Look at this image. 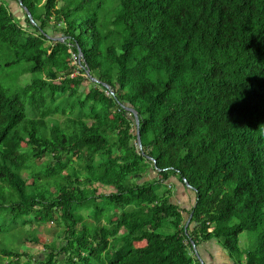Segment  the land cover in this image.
I'll return each mask as SVG.
<instances>
[{
	"label": "trees",
	"instance_id": "16d2710c",
	"mask_svg": "<svg viewBox=\"0 0 264 264\" xmlns=\"http://www.w3.org/2000/svg\"><path fill=\"white\" fill-rule=\"evenodd\" d=\"M0 50V264H264V0H0Z\"/></svg>",
	"mask_w": 264,
	"mask_h": 264
},
{
	"label": "rangeland",
	"instance_id": "374dc122",
	"mask_svg": "<svg viewBox=\"0 0 264 264\" xmlns=\"http://www.w3.org/2000/svg\"><path fill=\"white\" fill-rule=\"evenodd\" d=\"M10 4L12 5V7H18L17 3L14 1H12ZM10 60H12L11 56L6 51L0 50V83L4 87L11 86L12 84L15 83L16 74L19 73L23 65V64H16L12 66L6 65V63ZM27 80H28V75L20 73L16 82L17 84L18 83L23 84V83H26ZM155 175H156L155 172L150 171L146 175V178H153L155 177ZM23 177L26 178L28 177V175L23 173ZM161 186L162 188H164L166 184L165 185L163 184ZM173 188L174 189L172 191L174 192H172V195L175 193L176 194L172 196V199L174 202L179 204L182 201V191L186 189H184L183 185L180 184L178 181H174ZM24 228L35 229L34 234L36 236H40L45 242H50L51 240L56 239L57 230H59V227L56 225L55 222L47 224V225L41 224L39 227H36V224L34 223L30 224V226L29 224H26ZM172 230H173V227L169 225L168 223H166L159 229V232L166 233ZM255 240H256V231H246L245 230L239 234V238H238L239 257H241L242 259L244 258L245 252L254 246ZM18 249L21 251H26L31 255H36L40 253V251L42 250V246L40 242L35 243V242H31L27 240V241H24L22 244L18 245ZM216 254H217V258H216L217 264H219L223 260L222 254L220 255L219 253H216Z\"/></svg>",
	"mask_w": 264,
	"mask_h": 264
},
{
	"label": "crops",
	"instance_id": "0c3cea01",
	"mask_svg": "<svg viewBox=\"0 0 264 264\" xmlns=\"http://www.w3.org/2000/svg\"><path fill=\"white\" fill-rule=\"evenodd\" d=\"M176 181L172 178V182ZM185 188V187H183ZM174 192V191H172ZM176 194V193H175ZM173 194V195H175ZM192 193L188 191V189L182 191V201L179 205L182 208H189L192 203ZM178 204V203H177ZM200 254L205 263L208 264H217V254H222L223 260L219 264H233L232 261L229 259L228 255L221 249V247L213 242H207V244L203 245L202 248L200 247Z\"/></svg>",
	"mask_w": 264,
	"mask_h": 264
},
{
	"label": "water",
	"instance_id": "95a60500",
	"mask_svg": "<svg viewBox=\"0 0 264 264\" xmlns=\"http://www.w3.org/2000/svg\"><path fill=\"white\" fill-rule=\"evenodd\" d=\"M18 4L20 5L21 2L19 1ZM23 10L26 12V14H27V16L30 18V20L33 21V20L31 19V15H30L28 9H27L25 6H24V7H21V6H18V7H12V13L15 14V15H18V16L21 17L22 19H23V14H22V11H23ZM47 37H48V38H54V39H55V38H59V39H61L60 37H53V36H50V35H47ZM80 55H81V52H79V56H80ZM86 71H87V70H86ZM90 79L93 80V81L98 82V80H97L95 77L90 76ZM102 84H103L106 88H109L108 84H106V83H102ZM123 108H124L125 110L129 111V112H132V114H133V117H134V126H135V139H136V144H137L138 148L141 149V141H140V135H139V130H138L139 119H138L137 113H136V111H135L131 106H129V105H127V104L123 105ZM147 157H149V156H147ZM151 159H152V158H151ZM152 161H154V159H152ZM182 181H183V183H184V186H186V187H188V188H190V189H193V187H192L191 185H189V183L185 180V178H182ZM193 191H194V189H193ZM190 215H191V213H189V217H190ZM191 243H192V245H193V247H194V251H195V254H196L197 258L200 259V261L202 262V259H201L200 255H199V253L197 252V250H196V248H195L193 242H191ZM206 264H208V263H206Z\"/></svg>",
	"mask_w": 264,
	"mask_h": 264
}]
</instances>
